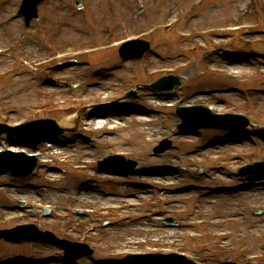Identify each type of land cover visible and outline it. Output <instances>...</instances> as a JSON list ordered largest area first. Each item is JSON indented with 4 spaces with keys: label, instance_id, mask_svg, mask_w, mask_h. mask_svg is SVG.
I'll return each mask as SVG.
<instances>
[{
    "label": "rangeland",
    "instance_id": "1",
    "mask_svg": "<svg viewBox=\"0 0 264 264\" xmlns=\"http://www.w3.org/2000/svg\"><path fill=\"white\" fill-rule=\"evenodd\" d=\"M20 1L0 0V19H5ZM81 1L85 6L82 11L73 7L72 0H47L44 3L40 8L39 23H33L34 34L37 32L38 36L26 39L24 52L27 59L38 61L51 56L50 39L57 41L61 51H80L84 55V47L105 45L148 31L171 18L179 20L175 31L181 30L194 37L180 40L175 31H157L151 54L139 62H127L112 73L105 69L119 61L117 51L78 59L74 66L66 64L65 67L64 63L50 58L47 62L57 66L47 68L38 75L27 73L0 79V108L6 110V116L11 119L10 124L45 117L55 119L59 124L71 116L76 118L82 108L85 109L81 113L83 121L88 113H100L98 117L105 122L115 121L113 129L104 127V130L100 128L94 132L95 127H103L102 124H96V119V123L91 121L86 132L76 128L74 132L81 139L64 149L70 162L81 166L86 161L95 162L109 152H118L136 160L141 169L150 170L143 176L101 175L100 179L88 184L84 177L78 176L67 166H49L51 171L38 173L34 179V184L48 186L47 190H27L23 184L30 182L22 181L16 193L26 194L22 197L37 203H55L61 213L70 208L96 209L97 216L70 217L66 220H58L55 216L42 217L43 226L37 227L70 241L78 238L85 242L90 237L94 253L91 258L77 264H103V261L109 260L120 262L126 253L145 255L158 251L168 254L174 250L180 253L193 252L195 256L199 253V257L201 255L209 262L207 264H226L227 261L240 260L245 254L239 253L236 248H247L250 254L264 255V179L251 181L244 186L250 179L239 178L236 171L238 167L264 161V134L254 135L251 130L255 128H248L240 135L207 130L186 137L174 133L179 123L175 107L180 99L185 104H210L213 114L238 112L251 120H264V93L247 92V89H264V61L258 57L261 51L264 53V45L257 41L264 38V32L259 33V29L257 34L240 32L239 39L247 38L246 44L238 43L233 38L236 34L219 36L217 45H210L208 49L227 51L228 56L222 54V50H216V54H222L216 56L217 61L228 67L222 74L215 75L204 68V62L214 59L216 54L210 58L201 46L204 40H201L200 34L204 30L229 26L232 24L231 18L240 24L257 22L250 10L252 1L207 0L192 14L194 18L190 23L181 14L198 0H157L156 4V0ZM139 8L140 11H137ZM22 30L20 21L6 24L0 30V48L9 46ZM223 55L227 56L226 60H223L226 57ZM142 64L145 66L142 67ZM211 66L214 69L216 67L215 64ZM9 67L6 61L0 59V72ZM152 70L161 71V74L172 73L174 70L175 74H180L184 84L178 96L174 97L171 92L164 95L167 99L158 96L152 99L148 97L147 91L140 90L141 99L126 111L129 115L118 113L120 108L129 103L127 100H119L118 96L129 90L131 83L147 84L161 77L145 79L143 74ZM128 76L134 77L133 82L126 81ZM251 76L254 78L250 79ZM96 82L101 85L92 86ZM110 102L112 105L107 107ZM107 109H112V115H107L110 113ZM80 124L83 125L79 123L77 127ZM261 128L264 129V126ZM89 132L93 138H97L99 133H103V136L95 141L82 139ZM216 137L222 140L210 144ZM163 138L168 139L172 147L160 157H154L150 149ZM208 143V146H204ZM92 169L89 167L87 170ZM8 182L9 179L1 178L0 187ZM214 185L243 187L238 188L239 193L232 197H225L224 194L201 197L204 189ZM187 186L193 187L190 189L192 191L183 193ZM75 192H80V195ZM190 196L192 199L195 196L203 199L200 218L207 219V214L233 220L224 228L209 230L233 232L229 241L234 246V255L218 256L215 248H210L209 239L190 241L184 237L186 233L198 230L183 227L179 231L166 230L161 221L154 218V214L161 217L167 214L174 216L180 215L182 210L188 211L192 204V199L187 200ZM105 205L114 206L112 212L103 214L98 210L99 206ZM121 206L123 209L119 211L117 207ZM254 209L261 210L256 214ZM0 213L7 216L21 215L10 212L9 204L3 201L1 193ZM23 214L31 216L26 219L29 223H33L38 215L31 210L23 211ZM181 221L185 224L183 219ZM12 223L3 228H9ZM104 223H108L107 228ZM88 226L95 227L92 234L85 232ZM256 235L262 236V240H256ZM151 240H160L161 245L166 243L174 246L153 245ZM15 257L33 258L32 264H64L58 249L51 245L35 243L14 246L0 243V262Z\"/></svg>",
    "mask_w": 264,
    "mask_h": 264
},
{
    "label": "bare ground",
    "instance_id": "2",
    "mask_svg": "<svg viewBox=\"0 0 264 264\" xmlns=\"http://www.w3.org/2000/svg\"><path fill=\"white\" fill-rule=\"evenodd\" d=\"M62 126L66 127V128H71L74 126L75 124V118L73 116L64 119L63 121H61L60 123Z\"/></svg>",
    "mask_w": 264,
    "mask_h": 264
},
{
    "label": "water",
    "instance_id": "3",
    "mask_svg": "<svg viewBox=\"0 0 264 264\" xmlns=\"http://www.w3.org/2000/svg\"><path fill=\"white\" fill-rule=\"evenodd\" d=\"M59 133H61V131L59 129H57Z\"/></svg>",
    "mask_w": 264,
    "mask_h": 264
}]
</instances>
